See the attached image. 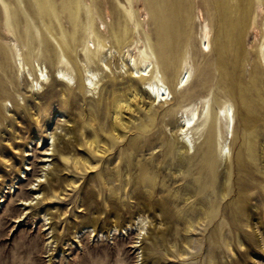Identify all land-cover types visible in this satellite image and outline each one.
<instances>
[{
    "label": "rangeland",
    "instance_id": "374dc122",
    "mask_svg": "<svg viewBox=\"0 0 264 264\" xmlns=\"http://www.w3.org/2000/svg\"><path fill=\"white\" fill-rule=\"evenodd\" d=\"M3 1L20 16L8 31L0 1V264H264V67L258 53L264 4L131 0L134 23L127 26L126 42L152 50L154 73L175 80L184 66L190 77L163 106L152 105L143 93L132 110L122 112L124 125L116 124V138L110 132L108 96L112 88L123 92L129 76L120 64L125 44L104 40L98 50L88 38L91 26L101 29L100 20L108 33L117 31L118 1ZM240 17L247 24L238 36ZM203 21L210 28L209 51L199 47ZM39 36L53 48L47 65L70 67L72 86L53 84L33 94L18 75L12 40L24 55L33 52L41 61ZM109 46L105 73L97 63ZM174 56V70L165 75ZM85 65L102 75L92 95L81 86ZM53 91L63 92L64 99L51 96ZM191 99L208 104L209 113L193 132L194 152H187L178 142L175 113ZM225 102L232 104L236 122L230 156L222 160L217 112ZM46 105L63 115L52 124L57 137L52 160L43 168L36 151L25 180L21 149H27L26 139L35 147L36 138L44 137L45 118L36 123L32 113ZM89 117L93 127L85 125ZM92 128L105 143L102 152H94L81 136L91 138ZM84 154L93 168L81 161L75 165L74 157ZM143 175L151 182L141 185ZM14 182L12 196L8 184ZM31 183L36 190H29ZM32 197L31 205H19V199Z\"/></svg>",
    "mask_w": 264,
    "mask_h": 264
},
{
    "label": "bare ground",
    "instance_id": "6f19581e",
    "mask_svg": "<svg viewBox=\"0 0 264 264\" xmlns=\"http://www.w3.org/2000/svg\"><path fill=\"white\" fill-rule=\"evenodd\" d=\"M0 1H2L4 7L5 22L8 25L7 30L12 31L15 29V24L19 23L20 12L15 8H9L3 0ZM117 1L121 5L120 15L122 18L121 21L117 23V31L114 32L112 30L110 33H108L109 31L107 29V25L102 20H100V24L102 25L101 29L100 27H97L95 29L91 26L88 38V42L92 44L93 49H95L96 46L98 50L104 48V40H108L109 44H111L112 42L116 44H125V50L121 53L122 59L120 64L122 66L121 68H127L129 70V76L123 87V92H116L112 88L108 96L109 108L107 114L110 116V132L116 134V138H118L116 132V124L120 123L122 126L124 125L122 112L132 110L135 101L140 102V99L143 100V93L148 95V98L150 99V103L152 105L158 107L163 106L164 104L170 102L173 99V92L175 93L178 91H182L188 86L190 77V72L184 66H182L181 71L179 72L175 80L172 78H166V76H162V74H158V71L157 73H154V66L151 61V57L153 55L152 50L146 45H137V42H133V45L132 42H126V40L128 39L127 26L129 23H134V12L130 4L131 0H126L127 4H123L119 0ZM258 4L261 7L264 4V0H258ZM86 8L87 18L91 20L93 18L91 3L86 4ZM246 24L247 21L244 17H240L235 22V25L239 28V31L237 32L238 36H240L244 32ZM19 29L20 30L18 32L20 33V35H23V29ZM103 32H105V34L108 33V36L104 37ZM39 42L41 43V61L37 60V57L33 54V52L24 55L23 48L20 46L18 41L15 39L12 40L13 63L15 65L18 75L23 77L26 87L31 93L38 94L44 91V87H48L53 84L72 86L76 82V79L71 68L66 67L64 65H59L55 69L50 68L47 65V62L52 59L53 48L48 41H43L41 36H39ZM209 44L210 28L208 23L203 21L199 47L203 51H209ZM88 48L89 47L87 46L86 50H88ZM106 51L107 52L101 55L97 63V67L98 64L101 65L104 68V71L102 72L105 73L108 69L107 57L112 55V47L109 46ZM85 52L87 54L86 59L90 60L88 52ZM114 52L115 50L113 51V53ZM258 53L264 67V38L258 47ZM171 61L172 63L165 66L164 74L165 72H171L174 70V65L176 64L175 56L172 57ZM66 64L68 65L67 62ZM83 76L84 79L81 81V86L87 91V93L92 95L93 91L98 89V83L102 79V75L99 74L98 70H94L88 65H85L83 68ZM138 81H143V85L139 86L137 84ZM55 94L57 96H60L62 100L64 99L63 92L53 91L51 93V96ZM179 97H181V94ZM47 106L48 105L44 106L41 112L37 109H34L32 113L36 123H39V117L41 115L44 116L45 123L42 126L44 137L36 138L35 145H37L35 147L31 145L32 139H26L25 145L27 149H21L23 153L22 159L26 162L25 164H27L25 170L23 169V173H25L23 178L25 180L27 179L25 177L26 172L28 170H32V167H30L29 165H34V162L37 158L35 154L36 151L40 150V154L38 157L42 160L40 159V162L38 163H42L43 168L46 166V162L52 160L51 158H49V156L53 152L54 143L57 139L55 132L52 130L54 128L52 124H54L55 121H60V118H62L63 115L60 110L52 109ZM208 113V104H203L202 100L198 101L192 99L186 100L180 105V108L176 111L175 117H177L178 115V119L176 120L179 136L178 142L185 151L194 152L195 143L193 138V132L198 131L200 126L203 127V125L207 121ZM217 115L222 121L221 129L219 132L220 141L218 142L217 150L219 157L222 160H226L227 157L230 156V141L234 135L236 122L232 104L229 102H225L224 105L219 108ZM93 124V119L89 117L85 125L87 127H93ZM55 128H58V126H56ZM81 136L85 138L86 144L88 145V147H92L94 152H102L105 143L99 138L95 130L93 131V135L91 138H87L86 136H84L83 133H81ZM43 138H45V142ZM101 141L102 143H100ZM261 148L262 157L264 159V145H262ZM61 151L63 152V154L66 151V146L64 144L61 147ZM80 161L83 163L85 168L94 167L88 154H84V156H82L81 158L74 157L75 165L78 166ZM207 165H210V163L207 162ZM43 168H41V170H43ZM19 172L22 173V170ZM142 177L143 178L140 180L141 185H146L147 183L151 182V180H149V177H145L144 175ZM36 178L38 183L43 181L41 176H37ZM15 183L16 182L8 184L10 189L9 193H12V196L17 194V191L14 189ZM34 184L35 183L30 184L31 187L29 188V190L32 191L37 189L35 186H33ZM17 188L19 189L18 185ZM39 193L40 192H36V194ZM35 198L32 197L19 199V205L29 206L32 204L33 199Z\"/></svg>",
    "mask_w": 264,
    "mask_h": 264
}]
</instances>
